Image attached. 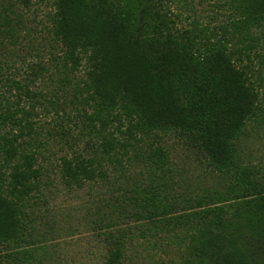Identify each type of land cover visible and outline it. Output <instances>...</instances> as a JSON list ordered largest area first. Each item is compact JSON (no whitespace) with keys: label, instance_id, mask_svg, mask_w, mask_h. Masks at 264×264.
<instances>
[{"label":"trees","instance_id":"obj_1","mask_svg":"<svg viewBox=\"0 0 264 264\" xmlns=\"http://www.w3.org/2000/svg\"><path fill=\"white\" fill-rule=\"evenodd\" d=\"M224 2L229 25L217 31L177 29L161 0H53L49 66L40 59L21 76L17 58H45L32 45L37 13L33 0H0V264H42L26 209L51 174L111 194L117 211L98 220L111 241L102 264H145L144 252L264 264V172L243 148L264 133V0ZM37 109L54 112L52 131ZM59 146L71 156H56ZM36 147L61 173L38 164ZM179 148L212 173L179 171Z\"/></svg>","mask_w":264,"mask_h":264},{"label":"rangeland","instance_id":"obj_2","mask_svg":"<svg viewBox=\"0 0 264 264\" xmlns=\"http://www.w3.org/2000/svg\"><path fill=\"white\" fill-rule=\"evenodd\" d=\"M224 1L225 0H161V3L165 8L171 9V18L174 20L177 29L187 30L188 27L192 28L193 23L196 22L200 26L220 31L222 27L229 25L228 21L231 16V8ZM52 6L53 0H33V7L29 16L34 19V14L37 13L38 17L36 15L35 20L30 22V25L35 27L32 36L37 38V42H32V45L39 48V53L45 58H39L37 51H33V56L30 57L27 54V64L22 63L17 58L16 72L19 70V75L21 76H26L23 70H26L28 65L37 63L40 59L43 60L44 64L49 66L48 58L50 57V49L45 46L47 42H44L43 36L48 35L45 31V26L49 23L48 16L52 11ZM38 22L41 24L38 25ZM40 29L43 31L42 34ZM29 39H31V36ZM39 42L44 45L40 46ZM9 46L12 49L16 48V51L20 54L18 49L20 45L14 47L9 44ZM12 59H14V57ZM83 66H86L84 61ZM83 71L84 68H81L80 74L83 75ZM38 85L39 89L43 88L41 82H38ZM37 110L40 111V109ZM40 113L42 125L44 127H49L52 131L54 120L57 119L56 115L54 112H49L48 116H44L41 111ZM70 124L71 123L66 124L67 128H69L68 126ZM44 132L45 128H43L42 134ZM172 141L176 145H181L177 138H173ZM59 147L60 149L56 156H71L68 147ZM240 147L241 141L239 148ZM243 148L247 152L246 162L251 166L262 169V172H264V133L260 135L251 134L245 138ZM32 150L33 152L34 150L41 152L37 159L39 165L44 167L46 163L49 162L47 164L51 163V168L54 166L48 173H61L58 167L60 162L56 159V156L52 154L51 150L48 151L45 147H41L40 149L36 147V149L32 148ZM175 161L179 171L189 175L212 173L202 170L200 162L196 160L195 157H191L183 152L182 148L177 150ZM45 176L46 175L43 177L44 181ZM53 177L54 175L51 174L48 180V182L51 181V183L48 184L47 187L42 186V193L37 194V199H30V207L26 209L27 213L33 211L35 217L33 226L36 229L34 238L40 241L36 242L38 247V255L35 256L36 260L40 261L42 264H102L105 259L104 255L108 248L111 247V241L106 238V229H100L98 220L101 219L104 213H108L111 210H115L114 212L117 211V209L111 205V194L108 189L101 184L93 183L85 184L81 188L68 189L61 183L53 182ZM214 180L215 179L212 178L207 179L210 185L214 183ZM198 181L200 180H197L195 184H197ZM112 183L116 182L113 181ZM35 201L36 203H34ZM107 202H109V204H106ZM121 226H123V224ZM41 253L45 256H41ZM148 254L147 252L141 254L143 258L141 262L145 264H170L169 258L161 254H158L156 258L153 259L154 262L151 259L143 257L148 256ZM175 258L179 261L176 256ZM178 263L179 262L175 264Z\"/></svg>","mask_w":264,"mask_h":264}]
</instances>
